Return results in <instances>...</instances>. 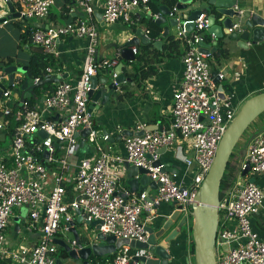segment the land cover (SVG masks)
I'll list each match as a JSON object with an SVG mask.
<instances>
[{
  "label": "built area",
  "instance_id": "built-area-1",
  "mask_svg": "<svg viewBox=\"0 0 264 264\" xmlns=\"http://www.w3.org/2000/svg\"><path fill=\"white\" fill-rule=\"evenodd\" d=\"M14 2L20 14L18 18L45 22L56 0ZM140 2L145 4L147 0H73V9L82 10L80 17L61 24L43 22L46 28L36 27L31 32V41L44 54L54 58L59 54L57 43L61 38L83 39L86 44L77 78L60 79L54 90L42 98L41 108L24 106L15 114L9 156L0 159V262L57 264L59 246L54 238L63 231L69 232L68 224L77 216V210L83 224L100 222L89 244L96 239L97 231L115 238L144 242L148 235L145 226L156 216L162 202L172 203L173 210L180 205V215L189 217L191 204L213 163L218 143L237 110L228 100L221 99V85L213 78L216 76L220 82L224 73L217 71L212 76L210 54L199 51L198 43L203 41L208 28L207 14L202 12L194 20L177 17L173 36L184 45L183 69L181 82L172 96L171 121L167 128L148 130L146 124H136L132 132L142 133L124 135V152H114L107 142L108 134L101 135L105 145L98 141V132L88 111L91 77L101 69L110 70L115 77L113 70L119 63L118 53L110 57L97 54L96 4L104 23L120 22L130 26L137 20L134 11L140 7ZM176 11L175 6L170 16L176 15ZM159 15L151 16L154 20ZM189 22L194 24L191 31L185 29ZM144 35L149 38L147 31ZM131 49L133 54L137 52L135 46ZM45 71L51 73L52 69L46 67ZM34 82L39 79L35 78ZM9 95L10 91L3 89L1 98L5 100L0 98V130L6 129V119L13 113ZM53 111L63 112L62 117L53 119L45 115ZM84 129L89 132L82 136ZM39 131L46 136L41 137ZM80 139L91 143L95 154L73 162L72 155ZM179 141L188 143L191 154L182 156L186 168L182 177L175 179L173 173L165 170L160 150ZM246 162L249 165L247 174L264 176V130L247 143L238 176L218 204L216 264H264V242L250 223V216L263 204L264 192L257 183L239 176ZM131 164L145 169L150 179L158 184L151 199H147L144 192L131 193L124 189L121 192L125 197L117 192L122 177L113 169L123 166L126 169V165ZM23 206L27 211L20 228L24 231L15 232V240L24 233H36V242L30 246L16 245L6 234L12 224L13 209ZM70 245L77 249L74 239ZM132 255V249L124 245L113 252L111 260L95 264H130Z\"/></svg>",
  "mask_w": 264,
  "mask_h": 264
},
{
  "label": "crops",
  "instance_id": "crops-1",
  "mask_svg": "<svg viewBox=\"0 0 264 264\" xmlns=\"http://www.w3.org/2000/svg\"><path fill=\"white\" fill-rule=\"evenodd\" d=\"M7 0H0V19L6 18L8 21L0 22V85L4 87V90H9L10 95L8 101L12 105L13 113L6 119V129L0 130V159L7 158L9 156L8 148L11 141V129L15 126L16 118L15 114L20 109V104L26 103L29 98L34 99V107H42V98L51 93L58 81H46L41 85H38L31 89L30 96L25 99L23 103L20 102V85L24 79L28 80V84L34 83V79L28 77L26 74V66L30 57L34 54H38L41 50L40 47L35 45L31 39L30 34L33 32L36 23H43L44 20L39 19H21V18H7L9 10L7 7ZM98 1V0H97ZM14 7L16 4L14 0H11ZM179 2V0H178ZM70 9L71 18L75 19L82 15L81 9H73V0L71 1ZM62 0H56L55 4L51 7L47 16L48 24H61L68 21L67 15L62 18L59 14L61 12ZM238 8L242 9L243 13L249 14V12H256L260 16L264 17V0H238ZM189 9H205L208 7L206 0H192L188 3ZM134 17L135 29L142 28L146 31L145 23L141 22L140 18L147 16L148 9H144L140 6L135 9ZM96 13L100 14V9L96 4ZM215 13V23L220 24L219 14L215 11V7L211 6L208 14ZM151 14V13H150ZM152 15V14H151ZM96 20V26L102 27L107 25L109 28L104 30H98V44L97 54L99 57H110L119 54L115 44L117 42H123V40L135 35V29L131 30L128 25L120 22L112 24L101 25L100 20ZM102 20V19H101ZM112 25H118L120 29H113ZM167 25V22L161 24ZM175 29L170 28L169 35L174 34ZM206 36L209 41L210 48L216 47L213 54L208 57L211 72L221 71L225 77L220 82L216 76L213 78L216 80V84L221 85L222 90L220 93H224L225 99L230 102L231 107L238 109L246 99L250 96L264 90V40L261 43L250 45L247 50L240 49L236 46V40H227V37L216 38L206 31ZM161 45L155 47L153 42H149L150 46L144 47L145 43L140 42L135 47L137 52L134 54L135 58L132 62H125L126 67L123 68V72L130 80L118 84V90L113 91L109 97V102L105 105H99L95 115L92 117L94 128L97 130L98 141L105 145V142L101 140L103 135L102 130L105 129L109 138H116L123 130H134L136 124H146L148 130H156L155 128L162 129L167 128L171 121V106L172 96L174 91L178 88L182 78V60L184 45L181 41L172 44L171 49L163 50V46L168 44L169 41L162 36ZM215 43V44H214ZM85 40L76 39L72 37L61 38L57 43L58 56L52 57V63L47 67L52 69L51 73H46L44 79L48 77H61L63 80L72 81L78 77L81 73ZM222 47L227 50V57L220 55L217 58L218 48ZM7 65H15L24 67V72L16 73L14 79V85H8L7 75L2 71V68ZM96 77H100L103 80L104 76L113 79L110 70L101 69L95 74ZM5 100V98H1ZM47 117H62L63 112L53 111L52 113L46 112ZM264 128V120L257 128L251 129L249 134L243 139L237 151L234 153V157L231 159V163L234 165L236 175V163L239 160L243 152V148L246 142L250 139V136L257 130ZM123 137L114 142H108L112 146L113 151L123 153L122 146ZM30 142H27V146ZM94 147L86 140L83 141V146H78L77 151L72 155V161L94 155ZM191 151L188 143L179 141L174 146L165 149L160 159L169 164L172 168L171 173L174 174L175 179H180L186 164L183 161L182 156L190 155ZM243 158V157H242ZM127 166V165H126ZM125 167V166H123ZM113 169V171L121 175V179L118 182L117 192H121L127 189L125 184V175L127 170L125 168ZM234 175V176H235ZM252 176H249V178ZM248 178V179H249ZM254 182L257 183L264 192V176L255 175ZM236 179V177H235ZM155 190H151L153 195ZM21 208V207H20ZM19 208V213H20ZM173 211V205L170 202H162L156 212V216L149 222L148 226H152L155 229L161 225L162 221ZM16 215V213H14ZM145 214L142 215V218ZM183 216V215H182ZM180 215V217H182ZM190 218L186 219V228H180L181 234L179 239L172 245L170 252L174 255V260L171 264H195L194 257L190 252V239L191 231L189 224ZM251 227L261 240L264 242V201L259 211L250 216ZM17 225V228H16ZM13 230L11 233H7L9 241L15 240V232L21 230L19 223L11 224ZM175 226V225H174ZM80 227H83L80 225ZM88 232H93L87 227ZM169 232V231H168ZM85 233V232H84ZM82 234V243L86 244V237ZM61 234V233H60ZM57 235L58 239L64 240L61 236ZM69 241L73 239L70 231ZM20 242L26 246L33 245L36 242V233H24L22 234ZM89 241V240H88ZM62 248L59 247L57 254L60 259V264H81L80 261L68 260L67 255H64ZM65 252V251H64ZM133 253H137L138 250L132 249ZM66 254V252H65ZM193 260V263L191 262ZM74 261V262H73ZM102 262L101 260H98ZM9 264V261H2V264ZM1 263V262H0Z\"/></svg>",
  "mask_w": 264,
  "mask_h": 264
},
{
  "label": "water",
  "instance_id": "water-1",
  "mask_svg": "<svg viewBox=\"0 0 264 264\" xmlns=\"http://www.w3.org/2000/svg\"><path fill=\"white\" fill-rule=\"evenodd\" d=\"M192 0H179L176 4V15L170 16V10L165 5L159 6V17L154 19L158 25L167 22V25L162 28V36L166 37L169 34L170 28H175L178 23L177 17L186 20L196 19L200 13L205 12L207 14V32L213 34L216 38L227 37V40H236V46L240 49L247 50L250 45L261 43L264 40V17L260 16L256 12H249V14L243 13L242 9L238 8V0H206L208 7L205 9H189L188 3ZM7 7L9 15L7 18L20 17L19 12L15 10L11 0H7ZM211 6L215 7V11L219 14L220 24L215 23V13L208 14ZM150 12H148L147 18H151ZM97 20H100L101 25H104L101 20V14L96 13ZM6 19V18H5ZM4 19V20H5ZM26 19V18H24ZM27 20V19H26ZM3 18L0 19V22ZM37 27L46 28V24L36 23ZM194 28V24L189 22L185 25L187 31H191ZM231 29V30H230ZM140 42L149 43L150 38L144 35L142 28L135 29V35L123 40V42H117L115 44L116 49L119 51V63L114 68L116 76L111 80L109 77L104 76L103 80L100 77L93 75L91 77V87L88 91V111L93 117L99 107V105H105L109 102V97L113 91L118 90V84L130 80L123 72V68L126 67L125 62H132L135 58L132 53V46L138 45ZM215 44V43H214ZM155 47L161 45V41L157 40L153 42ZM199 51L205 54H213L216 47L210 48V45L204 41L198 43ZM24 67L15 65H7L2 68V71L7 75L8 85H12L16 76V73L24 72ZM214 76L217 72H211ZM63 79L61 77H48L45 80L34 82L29 85L28 80L24 79L20 85V102L23 103L27 97L30 96V90L34 87L41 85L46 81H59ZM216 81V80H215ZM4 87L0 85V98ZM222 90V88L220 87ZM221 99H225L224 93L219 94ZM264 112V90L250 96L244 101V103L236 110V115L233 120L227 126L222 138L220 139L217 150L215 152L214 160L205 175L200 189L195 195L194 202L191 204L189 217L191 219V239L194 244V263L195 264H216L214 256V243L216 236V228L218 224L219 209L218 204L220 202V184L223 174L226 169V165L230 160L231 153L238 140H240L242 134L247 127L253 122V120ZM56 119V116H53ZM158 129V128H155ZM257 130L251 136L253 138L257 133L263 131ZM89 132V129L81 131V135L85 136ZM103 134H107L105 129L102 130ZM141 134L140 132H132V130H123L116 138H109L107 142H114L119 140L124 135ZM38 134L41 137H45L46 134L43 131H39ZM77 135V134H76ZM249 139V140H250ZM248 140V142H249ZM243 148L244 154L239 158L236 165V175L239 173V166L243 160L246 152V146ZM79 145L83 146V139L79 140ZM165 149H161L162 153ZM234 157V156H233ZM232 157V158H233ZM231 161V160H230ZM171 167L166 164L165 170L171 172ZM125 184L127 190L131 193L144 192L147 199L152 198L151 190H155L158 184L151 180L147 175V171L141 167L135 165L126 166ZM249 170V165L246 162V167L241 171V175H246ZM250 182H254V178H249ZM226 194V193H225ZM119 195L125 197L124 192ZM174 204V203H173ZM179 208L177 206L166 218L162 221L158 229L152 226H145L147 230V237L144 242L137 240H128L125 238H115L113 235L103 234L100 231L96 232V239L94 242H90L93 239V232L98 230L99 221H92L89 224H83L81 222L82 216L79 211H76L77 216L72 220L69 225V231L77 244V249L73 248L70 243L64 240L54 238V242L62 248L68 257V260L80 261L81 264H90V256H104L112 254L121 246L127 245L131 249L138 250L137 253H133L130 264H171L174 260V255L170 252L172 245L177 243L181 234L180 228L185 224L186 217H180ZM82 225L83 227H80ZM175 225V226H174ZM87 227L93 232H88ZM17 228V225H16ZM83 231L85 237H89L86 240V244L82 243ZM169 231V232H168ZM226 248V246H224ZM57 264H60V259L56 260Z\"/></svg>",
  "mask_w": 264,
  "mask_h": 264
},
{
  "label": "trees",
  "instance_id": "trees-1",
  "mask_svg": "<svg viewBox=\"0 0 264 264\" xmlns=\"http://www.w3.org/2000/svg\"><path fill=\"white\" fill-rule=\"evenodd\" d=\"M72 0H62L63 4L61 6V12H60V16L62 18L65 17V15H67V19L71 20V12H70V5ZM195 1V0H194ZM178 0H147V2L145 4L140 2V6H146L148 8V10L150 11V13L153 15L155 13H159V6L160 5H165L169 8V10H173V8L176 6ZM141 22L145 23V27H146V31L148 33V36L150 38V42H154L157 41V39H161V33H162V26L158 25L155 23V21L153 20V18H147V16H143L142 18H140ZM131 28V30L135 29V25H130L129 26ZM165 39H167L168 44H165L163 46V50H167V49H171L172 44L177 43V41L174 39L173 35H167L165 37ZM204 42L208 43L207 41H209L208 37L206 36V34L204 35ZM150 43H147L144 45V47H149ZM218 52L217 54V58L222 55L223 57H227V50L219 47L218 48ZM52 57L49 55H46L42 52V50H40V52L38 54H34L30 57L28 64L26 66V74L28 77H31L33 79L38 78L39 81L44 79V75H45V68L50 65L52 63ZM24 106H26V108L30 109L34 107V99L29 98L26 103L20 105V109H23ZM234 156L233 152L231 153L230 156V160L232 159V157ZM228 161L227 165H226V169L225 172L223 174V177L221 179V184H220V199H222V197L224 196V194L226 193V191L228 189H230V187L232 186L234 180H235V170H234V165L231 163V161ZM190 231H191V226H190ZM190 252L191 255L193 256L194 253V244L192 239H190ZM62 250L60 249V252ZM62 253L64 255L65 252L62 251ZM113 257V253L112 254H107L104 256H90V264H95L96 261L101 260V261H105V260H111ZM2 264V262L0 263ZM5 264V262H4Z\"/></svg>",
  "mask_w": 264,
  "mask_h": 264
},
{
  "label": "rangeland",
  "instance_id": "rangeland-1",
  "mask_svg": "<svg viewBox=\"0 0 264 264\" xmlns=\"http://www.w3.org/2000/svg\"><path fill=\"white\" fill-rule=\"evenodd\" d=\"M111 27H112L113 29H120L119 27H121V26H118V25H112ZM97 28H98V30H104V29L109 28V27H108L107 25H105V26H102V27H98V26H97ZM125 64H126V63H125ZM263 120H264V112L261 113L260 115H258V116L253 120V122L247 127V129L245 130V132L242 134L240 140H238L237 144L235 145V147H234V149H233V154L237 151V147L240 146V144L242 143L243 139L249 134V131H250L251 129L257 128L260 124H262ZM239 176H240V177H244L245 179H247V178H249V176H251V175H250V174H246V175H241V174H239ZM26 211H27V210H26V207H24V206L20 208V213H19V208H14V209H13V214H12L11 217H10V222H11V223H19V224H21L22 221H24V219H25ZM14 213H16V215H14ZM190 223H191V219L189 220V224H190ZM191 225H192V223H191ZM191 225H190V226H191ZM182 228L185 229V228H186V225L183 224ZM12 230H13L12 226H9V227L6 229V234H7V233H11ZM21 231H24V228H23V227H21ZM20 236H21V235H20ZM60 236H61L62 238H64L65 241H69L70 234H69L68 231H63V232H61ZM84 236H85V234H84ZM21 237H22V236H21ZM20 240H21V238H18L17 240H14V244L17 245L18 243H21ZM73 262H74V261H73ZM191 262L193 263V260H192V259H191ZM101 263H103V261H102Z\"/></svg>",
  "mask_w": 264,
  "mask_h": 264
}]
</instances>
